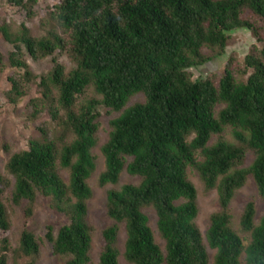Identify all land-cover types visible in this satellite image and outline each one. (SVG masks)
<instances>
[{
  "label": "trees",
  "instance_id": "trees-1",
  "mask_svg": "<svg viewBox=\"0 0 264 264\" xmlns=\"http://www.w3.org/2000/svg\"><path fill=\"white\" fill-rule=\"evenodd\" d=\"M38 1L7 0L29 18ZM46 17L39 36L23 22L16 29L0 23V35L12 47L7 61L21 71L7 78L11 102L28 95L36 80L25 53L40 59L61 50L75 63L66 72L53 57L50 71L36 83L33 114L46 111L61 132L55 136L42 126L41 139H29L27 149L8 158L5 174L0 171V231L11 228L9 206L25 205L30 214L42 195L68 219L55 235L51 226L45 233L55 254L69 256L63 264H120V256L128 264H208L207 247L213 264H264V213L255 223V202L246 201L239 224L249 233L247 243L231 227L230 213L248 176L264 199V0H54ZM237 29L251 31L257 43L243 60L246 78L236 80L228 60L219 78L194 79L189 69L223 55ZM3 65L0 52V70ZM87 91L93 94L87 97ZM139 94L142 100L130 103ZM99 106L119 114L100 146L104 168L98 185L118 183L124 171L138 181L107 191L112 223L102 230L104 245L94 263L87 202ZM227 127L235 142L221 138ZM247 151L253 159L245 166ZM188 168L217 192L218 210L204 233L195 222L197 190ZM61 170H67V181ZM146 208L155 213L163 249ZM39 243L25 228L16 248L3 236L0 264H8L10 253L30 259L21 264H33Z\"/></svg>",
  "mask_w": 264,
  "mask_h": 264
},
{
  "label": "rangeland",
  "instance_id": "rangeland-1",
  "mask_svg": "<svg viewBox=\"0 0 264 264\" xmlns=\"http://www.w3.org/2000/svg\"><path fill=\"white\" fill-rule=\"evenodd\" d=\"M53 3L54 0H39L34 6L36 15L29 18L24 9L19 6L11 5L7 0H0V23L6 22L10 24L13 29H16L18 25L23 22L28 26L32 35L39 36L45 32L46 27L43 24L47 20V9ZM253 44L257 43L251 31L247 29L234 30L230 33L223 55L217 56L197 68H190L189 71L194 79L207 76H213L217 79L223 73L228 60H230L231 70L236 80H244L246 75H242L240 70L243 65L244 57L248 54ZM11 49V45L5 42L0 35V52L3 55L4 62L3 68L0 70V171L4 174L5 164L12 153L27 149V141L31 138L41 139L42 133L40 128H42V126L46 127L51 133H54L55 136L61 132L58 125L50 120L46 111L36 115L33 114L30 100L39 95L36 83L39 82L41 75H45L50 71L53 65V57L64 66L66 72L75 66L74 61L66 51L56 50L52 55L40 59H33L25 53V61L36 75V80L31 84L30 93L28 95L21 97L15 102H11L7 96V91L9 89L7 78L21 73L20 70L11 67L7 61L8 52ZM92 94L91 91H87L86 96L89 97ZM138 100H142L141 94L134 96L130 103ZM221 107L222 105L216 106V110ZM98 109L100 128L98 131V141L93 149L96 156V167L88 179V184L92 189V196L87 202V221L92 228L89 255L94 263H97L99 254L104 245L102 230L112 223V220L106 213L107 191L109 189H118L121 185L126 183H135L138 181L137 177L131 176L124 171L121 173L118 183L113 185L107 184L105 186L98 185V174L104 168V158L101 154L100 146L107 139L110 129L109 121L119 114V112L104 106H99ZM217 137V135H214L211 141L214 142ZM221 138L230 142H235L229 127L225 128L221 134ZM252 159V152L247 151L243 165H248ZM187 174L197 190L198 212L195 222L200 231L204 233L209 224L211 214L218 210L217 192L216 189L207 190L197 171L193 168H188ZM61 175L64 180L67 181V170H61ZM248 199H252L255 202L256 215L254 221L257 223L264 213V199L262 200L259 198L255 183L251 176H248L244 185L236 191L230 202V213L232 216L231 227L244 239L245 243H247L249 239V233L241 229L239 219L242 209ZM24 206L8 207L12 223L11 228L7 232L0 231V238L7 236L10 240L11 247L16 248L22 229H28L40 242V250L38 255L34 258L33 264H63L69 256L55 254L52 251L50 243L45 238V233L47 227L51 226L53 234L55 235L58 228L68 222L66 215L52 208L50 200L42 195L36 196L30 214H26ZM144 212L149 216V225L154 232L156 242L163 249L164 242L159 237L156 230V216L153 209L146 208ZM124 238L125 232L122 224L118 236L120 251H123ZM207 250L209 254L208 264H213V250L208 247ZM29 261V258L21 257L16 253H10L8 255V264H21ZM120 264H128L122 256H120ZM242 264H244L243 259Z\"/></svg>",
  "mask_w": 264,
  "mask_h": 264
}]
</instances>
